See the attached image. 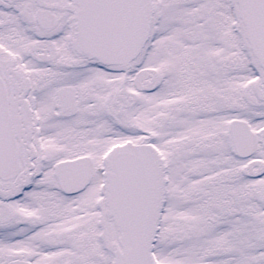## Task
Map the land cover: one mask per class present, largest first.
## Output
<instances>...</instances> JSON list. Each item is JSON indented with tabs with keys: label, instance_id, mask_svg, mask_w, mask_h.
<instances>
[{
	"label": "snow or ice",
	"instance_id": "1",
	"mask_svg": "<svg viewBox=\"0 0 264 264\" xmlns=\"http://www.w3.org/2000/svg\"><path fill=\"white\" fill-rule=\"evenodd\" d=\"M0 264H264V0H0Z\"/></svg>",
	"mask_w": 264,
	"mask_h": 264
}]
</instances>
